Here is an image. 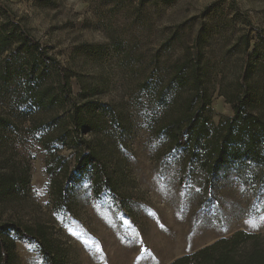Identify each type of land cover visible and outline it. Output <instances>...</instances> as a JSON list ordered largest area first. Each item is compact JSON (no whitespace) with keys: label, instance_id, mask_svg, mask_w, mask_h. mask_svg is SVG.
I'll use <instances>...</instances> for the list:
<instances>
[{"label":"rangeland","instance_id":"1","mask_svg":"<svg viewBox=\"0 0 264 264\" xmlns=\"http://www.w3.org/2000/svg\"><path fill=\"white\" fill-rule=\"evenodd\" d=\"M205 28L212 129L234 113L225 93L242 91L247 56L237 42L247 32L259 44L249 80L264 118V0H0V173L29 176L3 194L0 211L46 225L55 264H170L238 230L264 235V164L227 159L211 175L200 149L167 133L186 96L175 64ZM21 32L59 63L36 62ZM60 69L71 93L39 106L30 85L59 89ZM77 108L100 157L80 167ZM12 237V264H53L37 242Z\"/></svg>","mask_w":264,"mask_h":264},{"label":"trees","instance_id":"2","mask_svg":"<svg viewBox=\"0 0 264 264\" xmlns=\"http://www.w3.org/2000/svg\"><path fill=\"white\" fill-rule=\"evenodd\" d=\"M206 28L197 35L194 48H188L184 60L175 64L174 80L186 89V96L177 114H172L167 133L173 143L179 147L198 148V160L204 169L211 175L216 174L223 164L230 160H250L264 164V118L254 110L252 105V88L249 77L254 69L251 56L258 52V43L253 44L254 37L249 32L239 36L238 42L247 56V66L243 73V83L240 92L225 93L231 102L234 113L231 117H222L212 129L210 105L212 92L207 83L208 70L204 61L203 51ZM15 29L12 36L5 42L10 44L16 36ZM18 38L20 47L25 48L35 61L42 64L56 63L59 61L52 55L47 46L43 45L31 35L21 32ZM7 38V37H6ZM264 45V41L262 42ZM264 57L257 54V59ZM58 88L44 85L35 88L30 85L31 97L41 107L50 108L61 102L71 93L70 75L58 71ZM44 71L40 70V74ZM39 85H42L39 83ZM73 125V134L76 141L77 162L79 167L89 162L100 161L98 150L91 145L85 137V130H90V123L84 108L74 109L70 114ZM28 169L18 172L0 173V198L8 190L17 185L19 180L26 177L28 182ZM97 178V183L99 178ZM105 187L113 186L110 177L105 179ZM7 190V191H6ZM26 239L39 244L44 255L51 263H56L58 244L49 232V228L42 224H28L23 221L5 219L0 211V264H12L15 257V239ZM170 264H264V235L238 230L229 237H222L215 242L204 246L193 253L178 257Z\"/></svg>","mask_w":264,"mask_h":264},{"label":"snow or ice","instance_id":"3","mask_svg":"<svg viewBox=\"0 0 264 264\" xmlns=\"http://www.w3.org/2000/svg\"><path fill=\"white\" fill-rule=\"evenodd\" d=\"M249 223H251V224H252V226H256V225H255V223H254V222H252V221H249Z\"/></svg>","mask_w":264,"mask_h":264}]
</instances>
